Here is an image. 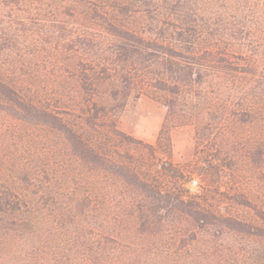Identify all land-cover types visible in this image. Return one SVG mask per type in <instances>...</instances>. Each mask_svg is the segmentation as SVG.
Returning a JSON list of instances; mask_svg holds the SVG:
<instances>
[{
  "label": "trees",
  "instance_id": "obj_1",
  "mask_svg": "<svg viewBox=\"0 0 264 264\" xmlns=\"http://www.w3.org/2000/svg\"><path fill=\"white\" fill-rule=\"evenodd\" d=\"M141 96L167 110L155 144L118 126ZM2 113L64 156L0 157V264H264V187L188 186L253 160L264 174V0H0Z\"/></svg>",
  "mask_w": 264,
  "mask_h": 264
},
{
  "label": "rangeland",
  "instance_id": "obj_2",
  "mask_svg": "<svg viewBox=\"0 0 264 264\" xmlns=\"http://www.w3.org/2000/svg\"><path fill=\"white\" fill-rule=\"evenodd\" d=\"M166 108L158 101L141 96L131 98L118 120L120 130L145 143L155 144L163 126ZM226 131H220V136ZM244 139H253L257 130L250 127L241 131ZM172 161L177 165H188L196 158L195 130L193 127H180L171 131ZM245 143V142H244ZM245 144L242 147L245 148ZM0 157L9 155L16 164L31 166L32 164L47 165L54 169L57 165L59 154L62 156L63 147L55 136L30 126H20L8 123L2 113L0 115ZM60 152V153H59ZM64 156V155H63ZM31 164V165H29ZM222 169V168H221ZM259 164L253 160L246 164H237L236 175L225 177L227 173H217L214 169L207 173L203 180L197 178L196 182L188 186L193 192L200 190L199 185L208 189L212 197H223L238 191L247 197L261 194L264 187L263 173ZM200 181V182H199ZM239 213H246L239 210Z\"/></svg>",
  "mask_w": 264,
  "mask_h": 264
}]
</instances>
